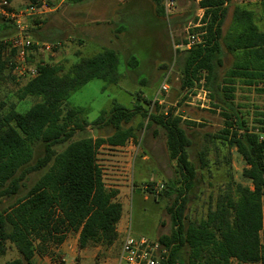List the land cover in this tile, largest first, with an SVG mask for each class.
<instances>
[{"label": "trees", "instance_id": "16d2710c", "mask_svg": "<svg viewBox=\"0 0 264 264\" xmlns=\"http://www.w3.org/2000/svg\"><path fill=\"white\" fill-rule=\"evenodd\" d=\"M11 1V0H9ZM87 0H67L68 4ZM232 0H200L203 10L200 28L195 33H204L205 43L183 51L187 54L182 78V90L191 93L199 86L204 74L207 88L213 80L222 43L228 51L238 53L242 61L230 69L223 88L215 83L211 97L213 107L230 111L234 99L235 80L243 79L246 85L264 82V32L254 21L252 11L236 8L231 30L224 35L223 26ZM159 13L164 17L162 0ZM264 13V0L261 2ZM192 15L187 21H191ZM44 21L34 19L29 32L37 42L42 38ZM33 31V33H32ZM197 31V32H196ZM15 29L0 17V82L11 77L14 52L8 51L4 40L12 37ZM35 40V41H36ZM42 43V42H40ZM54 45V44H52ZM58 45H54L57 51ZM119 55L114 49L80 58L65 71L61 65L40 63L37 75L17 91L21 101L35 97L40 102L26 113H18L15 106L4 113L6 104L0 102V202L16 197L25 186L28 176L46 170L40 180L17 199L7 213H0V256L6 253L10 243L20 258L8 264H31L36 250L44 254L49 246L62 245L70 233H79L81 250L90 243H102L111 247L119 236L117 225L122 219L123 207L119 191L106 186L97 154L102 146L125 147L136 138L135 129L127 127L138 115L148 119L147 128L161 127L166 132L167 150L170 159L176 161L179 179L167 184L159 197L175 196L167 211L173 230L163 235L158 242L169 250L165 264H264V248L261 232L264 228V115L259 120V129H250L245 118L225 113V128L217 139L236 148L246 167L242 176L250 186L237 185L234 193H225L211 207L205 219L189 221L186 210L189 194L198 184L195 166L189 159L187 149L190 139L182 127L183 118L176 109L149 114L143 104H151L138 93L139 104L129 109L118 102L113 108L101 112L91 124L85 110L68 104L71 96L83 86L98 79L107 84H117ZM137 58L131 56L127 70L136 69ZM11 79L15 81L12 76ZM210 89V88H209ZM156 104V102H155ZM89 128L110 134L96 138L73 141L78 133ZM58 152L56 148L63 147ZM41 152V155L37 156ZM207 152L200 153V168L206 169ZM153 184L149 192L152 193Z\"/></svg>", "mask_w": 264, "mask_h": 264}, {"label": "rangeland", "instance_id": "374dc122", "mask_svg": "<svg viewBox=\"0 0 264 264\" xmlns=\"http://www.w3.org/2000/svg\"><path fill=\"white\" fill-rule=\"evenodd\" d=\"M62 1L46 0L51 11L41 19L44 21L40 30L42 38L38 39L42 43L56 44L58 49L57 51L43 49L31 57V65L36 66L40 63L61 65L67 71L78 59L91 57L107 48L118 53L121 74L119 82L113 85L98 79L92 80L71 96L69 105L86 108L85 115L91 122L95 121L101 112H109L114 102L134 109L139 104L136 98L138 93H141L145 100L151 101V104H143L144 110L149 114L156 112V106L160 113L175 108L176 114L183 118L182 127L191 142L187 149L189 159L196 168L199 180L195 190L189 194L186 210L189 221L198 222L205 219L208 210L215 206L218 198L225 193H234L237 185L251 187L250 182L242 176L246 167L243 158L236 148L230 147L216 136H220L225 128L227 120L223 116L225 113L242 115L251 130L259 129L258 122L264 115V82L248 86L243 79H236L230 111L215 109L212 104L216 101L211 97L214 94L210 91L213 84H221L220 89L223 88L222 84L228 71L242 61L240 54L231 53L222 43L217 56L220 64L217 65L216 74L208 86L210 89L205 85L204 74L196 88L199 90L205 87L209 92V102L204 103L205 107H201L202 101L197 97L198 92L193 90L185 94L182 90V78L187 54L175 49V45L185 43L187 28H190V33H195L197 28H193V25L199 24V21L194 19L200 20L203 14L198 0H178L173 14L168 18L159 13L161 5L157 0H95L92 9L89 10L91 16L88 31L92 32L94 39L91 41L93 44L91 47L88 45L85 47V42L79 40L77 35V31L83 30V22L88 20H76V11L68 9V2ZM261 2L262 0H232L223 26L224 35L231 30L236 8L252 11L256 25L264 32ZM11 3L14 9L23 10L30 0H11ZM191 15V21H187ZM33 20H28L29 24ZM34 37L32 36L36 40ZM131 56L137 58L138 66L136 69L127 70L126 63ZM12 76L15 81L11 79ZM11 77L0 82V102L6 104L4 113L14 105L18 113L24 114L39 103L40 99L27 97L23 101L19 100L17 91L26 82L17 79L12 70ZM165 80L170 90L159 94V88ZM156 97L161 103L155 104ZM148 123L147 118L138 115L127 126L135 129L136 138L121 151L130 159L126 185H119L124 225L118 228L117 242L111 247L102 243H90L81 250L76 242V234L70 233L63 246H49L44 254L36 250L31 264H117L123 232L128 222L131 223L134 237H147L156 241L163 235L171 234L173 224L167 209L173 204L175 196L162 198L159 197V193L166 190L167 184L178 180L179 174L176 161L169 157L165 130L158 126L147 128ZM109 134L107 129L96 131L89 128L84 133H78L73 141ZM63 148L64 146L56 150L60 152ZM114 152L108 148L99 150L97 160L100 161V165L109 168V164L104 163L107 161L105 156H110ZM201 152H207L206 169L200 168ZM39 155L41 152L37 154ZM45 172L47 169L28 176L18 196L5 198L0 202V213H7L16 200L24 197ZM107 178L108 185H111L112 179ZM150 184H153L152 193L149 192ZM154 186H158V189L155 190ZM261 239L264 248V228ZM19 258L20 254L14 246L7 243L5 255L0 256V264H8ZM232 264L238 263L232 261Z\"/></svg>", "mask_w": 264, "mask_h": 264}, {"label": "built area", "instance_id": "2783aa9c", "mask_svg": "<svg viewBox=\"0 0 264 264\" xmlns=\"http://www.w3.org/2000/svg\"><path fill=\"white\" fill-rule=\"evenodd\" d=\"M178 0H162V6L165 16L168 18L173 14V10L177 6ZM200 2V1H199ZM51 9L47 5L46 0H30L27 7L23 10L13 8L11 1L0 0V17L11 22L15 29V34L9 39H5L4 43L8 47V51H13L14 55L11 60L14 68L13 73L20 81L26 83L37 75L36 66H32L30 59L37 52L45 50H53L54 45L36 42L29 32L30 19H42L44 15L49 13ZM201 25H193V28H200ZM187 28V38L185 43L175 46V49L182 51L191 50L193 47L203 45L205 43L204 33H190ZM159 94L167 93L170 86L167 80L163 81L160 86ZM197 97L202 101L201 107H205L204 103H208L209 92L202 87L194 89ZM200 96L203 98L201 99ZM161 103L158 97L154 100ZM260 141H264V136H260ZM157 190L158 186H154ZM131 222V221H130ZM124 237L121 242L120 255L117 264H165L169 257V250L157 240H150L147 237H134L131 229V223L128 222L124 229Z\"/></svg>", "mask_w": 264, "mask_h": 264}, {"label": "crops", "instance_id": "0c3cea01", "mask_svg": "<svg viewBox=\"0 0 264 264\" xmlns=\"http://www.w3.org/2000/svg\"><path fill=\"white\" fill-rule=\"evenodd\" d=\"M198 1H200V0H198ZM62 2H67V0H63ZM94 3H95V0H87V1L82 2V3L69 4V6H68V9H74L76 11V13H75V19L76 20L77 19H81L82 21L85 20V19L88 20L87 22H83V24H82V29L83 30H81L80 32L77 31L78 38H79V40L85 42V47H86V45H88V47H91L93 45L91 43V41L94 40V39L92 37V32L88 31V29H89L88 26L90 25L89 20H90V16H91V13L89 12V10L92 9ZM198 4H199V2H198ZM79 10H80V12H79ZM201 11L203 12V10H201ZM196 25H198V24H196ZM84 26H87V27H84ZM180 44H177L175 46H178ZM38 53H40V52H37L35 55H37ZM96 54H98V53H96ZM82 58H89V57H82ZM74 107H76V106H74ZM79 108L84 109L85 110V114H86V112H87L86 108H84V107H79ZM86 118H87V115H86ZM87 120H88V118H87ZM88 122L92 123L89 120H88ZM103 148H108V149H111V150L115 151L114 153H112V155L105 156L107 161H104V163L105 164L108 163L109 164V168L107 166L104 167L103 165H100V161L98 160V165L102 169V172H103L104 182H105V184H106V186L108 188L120 191L119 185H121V186H125L126 185V180L125 179L127 178L126 177V173H127V169L129 168L128 161H129L130 157L127 154H125V153H121V151L125 147L102 146L99 150H101ZM97 156H98V154H97ZM108 169H109V171H107ZM107 173L110 176H107L108 175ZM107 177H110V179H112L111 182H110L111 185H108V178ZM119 196H120V194H119ZM122 207H123V204H122ZM123 218H124V215H122V219L120 220V222L117 225V232H119V230H118L119 226L122 228L123 225H124ZM68 237H69V235H68ZM78 238H79V233L76 234V242H78ZM65 242H67V238H66ZM65 242L61 246H63L65 244Z\"/></svg>", "mask_w": 264, "mask_h": 264}]
</instances>
